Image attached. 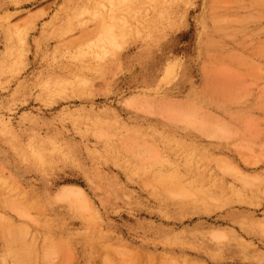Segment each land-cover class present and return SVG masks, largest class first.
I'll use <instances>...</instances> for the list:
<instances>
[{"label": "rangeland", "instance_id": "obj_1", "mask_svg": "<svg viewBox=\"0 0 264 264\" xmlns=\"http://www.w3.org/2000/svg\"><path fill=\"white\" fill-rule=\"evenodd\" d=\"M263 48L264 0H0V228L61 251L0 264H264Z\"/></svg>", "mask_w": 264, "mask_h": 264}, {"label": "bare ground", "instance_id": "obj_2", "mask_svg": "<svg viewBox=\"0 0 264 264\" xmlns=\"http://www.w3.org/2000/svg\"><path fill=\"white\" fill-rule=\"evenodd\" d=\"M217 19H218V17H216V16L213 18V20H215V22H217ZM254 19H255V17H254ZM256 19H258V18H256ZM249 20H250V18H249ZM232 98L234 100L238 99V97H236V96H233ZM227 99H229V98H227ZM263 104H264V101L258 106L259 107L263 106ZM191 111L194 113L195 109L190 110V112ZM212 120L215 123H217V124H222L220 121H218L220 119L216 120V119L213 118ZM200 121L202 123V119ZM204 124H208V125L207 126L206 125L203 126ZM209 125H210L209 123H202L201 126H197V127H199V129L201 131H205V130H207L209 128ZM221 129H222L223 132H225V130L222 127H221ZM14 204H15L14 202L13 203L9 202V201L5 202V205H14ZM27 235H28V229L25 226L18 227V226H14L13 224H11V226L8 227V229L0 228V248L3 247L4 254H17L19 256H26V255H30V254H61L60 248H59L58 244L55 241L49 240L48 242L44 243L43 246L37 247V246H35L34 244L31 243L32 242L31 240H27L26 239ZM29 237H31V235H29ZM94 246L95 245L93 244L92 247L90 248V254L100 255V254L96 253V251L94 249ZM63 249H64V247H63ZM101 250H103V249H101ZM111 254H112L111 252H109V254H104V261L105 262L108 261V257ZM50 256L51 255H49L48 257H50ZM15 259H16V261H19V262H22L23 260H25V259H22V258H20L18 256L15 257Z\"/></svg>", "mask_w": 264, "mask_h": 264}]
</instances>
